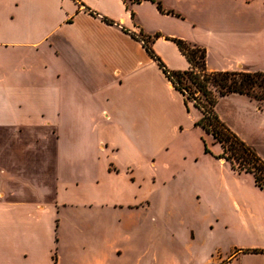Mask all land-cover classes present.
Masks as SVG:
<instances>
[{"label":"crops","instance_id":"0c3cea01","mask_svg":"<svg viewBox=\"0 0 264 264\" xmlns=\"http://www.w3.org/2000/svg\"><path fill=\"white\" fill-rule=\"evenodd\" d=\"M153 18L186 25L209 71L264 72V0H0V264H264V244L211 253L206 203L148 159L156 82L174 88L142 39L190 67Z\"/></svg>","mask_w":264,"mask_h":264},{"label":"rangeland","instance_id":"374dc122","mask_svg":"<svg viewBox=\"0 0 264 264\" xmlns=\"http://www.w3.org/2000/svg\"><path fill=\"white\" fill-rule=\"evenodd\" d=\"M146 28L159 30L153 36L165 35L175 46L173 39L193 45L186 40V25L153 18L148 19ZM170 34L175 36L171 38ZM161 62L170 70L164 61ZM259 64L264 67V60ZM156 83V92L168 108V114L164 116L167 117L166 124L161 126L157 139L149 137L152 147L156 148L148 156L149 161L155 160L157 173L164 180L174 178L185 183L182 187L190 184L193 188L189 194L186 189L178 191L194 198L192 191L196 190L200 201L206 203L200 205V210L204 221L210 220V225L205 224L203 230L205 233L210 230L211 253L215 248L225 251L232 244L242 247L263 245L264 191L254 185L251 173H238L227 161L218 158L222 154L221 145L200 127L194 126L200 115L192 102L186 107L181 94L171 90L165 79L160 85ZM196 96L201 97L200 94ZM217 102L214 110L220 121L264 161V102L236 95ZM184 207L197 223L201 217L196 206Z\"/></svg>","mask_w":264,"mask_h":264},{"label":"trees","instance_id":"16d2710c","mask_svg":"<svg viewBox=\"0 0 264 264\" xmlns=\"http://www.w3.org/2000/svg\"><path fill=\"white\" fill-rule=\"evenodd\" d=\"M157 7L161 10L160 4ZM142 41L147 54L157 62L172 87L182 95L185 106L191 101L192 106L199 111L200 117L194 126L200 127L221 145L222 154L218 158L227 161L231 169L238 173H251L254 185L264 191V161L224 126L214 110L218 98L230 93L264 102V72L209 71L206 67V51L180 39L173 41L190 67L183 71L168 70L151 49L149 40ZM253 252L264 253V250Z\"/></svg>","mask_w":264,"mask_h":264}]
</instances>
